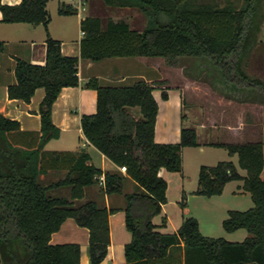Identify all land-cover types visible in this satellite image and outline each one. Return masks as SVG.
I'll list each match as a JSON object with an SVG mask.
<instances>
[{"label":"trees","instance_id":"obj_1","mask_svg":"<svg viewBox=\"0 0 264 264\" xmlns=\"http://www.w3.org/2000/svg\"><path fill=\"white\" fill-rule=\"evenodd\" d=\"M48 1L22 0L8 5L0 0L3 21L44 25L48 30ZM104 1L109 6L139 8L147 16V26L139 32L125 20L111 19L103 29L100 18L87 17L81 25L85 33L82 58L161 57L170 66H177L182 57L207 58L229 85L264 94V79L251 76L245 65L260 42L264 0ZM59 12L70 15L77 9L62 5ZM79 61L80 57L64 55L61 42L50 34L45 65L17 60V82L9 86V97L30 102L38 88H45L46 94L35 148L15 144L12 134L21 131V124L0 114V264H81L80 244L51 243L52 235L68 218L89 229L92 264H101L108 255L109 217L115 210L95 201L78 205L74 201L85 197L87 187L101 182L108 194H122L127 176L107 172L103 182V170L90 164L86 151H45L46 144L60 136L53 121L54 103L63 88L80 85ZM85 86L98 92L97 112L82 117L86 138L115 164L126 167L136 183L135 191L125 195L126 224L133 235L125 247V264H264L263 141L218 144L230 155H238L240 167L247 171L244 177L232 161L200 169L199 195H221L229 182L244 181L243 189L251 193L254 207L229 210L223 222L227 232L245 228L249 236L243 242L203 235L194 217H186L177 232L165 234L153 221L168 202V182L160 172L183 171V150L199 146L197 130L183 127L178 143L156 142L159 104L153 94L155 87L144 80L114 87L92 78ZM47 157L49 161L44 162ZM48 168H65L68 173L45 185L40 176ZM62 186L72 188L71 199L49 194Z\"/></svg>","mask_w":264,"mask_h":264},{"label":"crops","instance_id":"obj_2","mask_svg":"<svg viewBox=\"0 0 264 264\" xmlns=\"http://www.w3.org/2000/svg\"><path fill=\"white\" fill-rule=\"evenodd\" d=\"M22 0H3L4 4L18 5ZM62 5L73 6L77 13L62 15L59 9ZM79 3L70 0H49L47 8L51 14L48 30L44 25L29 23H5L0 10V114L7 118L17 120L21 124V131L12 134L15 144L35 148L39 142L42 129L40 114L41 103L45 97V88H38L30 102L9 97V86L17 82V60L22 59L37 65L47 62V38L61 42L62 53L66 56L80 57L78 75L80 85L65 87L53 105V121L60 129V136L52 139L45 146L48 152H73L86 151L91 158L90 164L103 170L101 181L105 180V173L122 172L127 179L122 194H108L104 184L99 183L89 186L85 190V197L76 200V205L87 201H95L101 207L115 210L110 217L111 244L106 259L101 264H125V247L133 239L132 233L126 224L127 200L125 195L135 191V181L121 170L111 159L104 155L85 136L82 128V117L97 112L98 92L88 88L85 84L92 78L99 79L103 86L127 87L138 81L144 80L155 87L154 97L159 104L155 140L158 143H178L181 140L183 127L194 128L198 133L199 146L186 147L183 150L182 172H168L162 169L160 175L168 182V202L163 205L162 213L154 218L158 231L170 234L175 233L182 226L186 218V151L190 148L204 150L207 147L227 149L218 144H236L247 142H264V94L250 90V96L240 98L247 105L253 104L252 118H247L246 109L235 114L236 124H220L216 119L206 124L202 108L189 104L187 95L191 94L192 80L185 73H180L179 67L170 66L161 57H109L101 60L82 58L81 43L85 33L81 28L82 22L87 17L101 19L103 29L108 27L111 19L125 20L132 30L143 32L147 26L146 14L137 7L109 6L104 0H83ZM195 57H182V60H192ZM181 69H185L186 63ZM170 81H173L170 83ZM178 81H180L178 83ZM165 94L167 95L165 97ZM250 100V101H249ZM249 101V102H248ZM244 106V105H242ZM248 110V109H247ZM252 112L251 109H249ZM246 129H251L253 139H247ZM247 133V134H246ZM228 155L235 159V155ZM237 155V154H236ZM49 157L44 162L49 161ZM232 160V162H234ZM235 164V162H234ZM236 165V164H235ZM240 174L244 177L247 175ZM67 169L48 168L40 176L45 185H51L64 179ZM242 183L244 184L243 180ZM242 185L239 188L242 189ZM197 190H193L195 193ZM53 197H66L71 199L72 188L62 186L49 191ZM183 203L185 206H183ZM170 206H173L172 209ZM171 210L174 213H171ZM164 225V226H162ZM53 244L76 243L81 245V264H92L90 256V231L79 226L74 218H68L61 229L51 238Z\"/></svg>","mask_w":264,"mask_h":264},{"label":"rangeland","instance_id":"obj_3","mask_svg":"<svg viewBox=\"0 0 264 264\" xmlns=\"http://www.w3.org/2000/svg\"><path fill=\"white\" fill-rule=\"evenodd\" d=\"M260 42L254 48L253 52L246 61V70L251 76L264 79V23L262 31L259 34ZM186 60H182L184 63ZM166 63V62H165ZM182 63L179 61L177 67L180 73H185L192 80L190 87L191 94L187 95L189 104L200 106L203 111L206 124L216 119L220 124H236L237 118L235 114L244 110L247 118H252L253 104L247 105L240 98L250 96L253 93L250 90L235 88L229 85L220 70L210 62L207 58H193L185 62L187 66L181 69ZM176 67V66H175ZM173 81H170L172 83ZM180 81H178L179 83ZM240 89V90H239ZM255 91V90H254ZM250 93V94H249ZM250 101V100H249ZM248 101V102H249ZM244 105V106H242ZM248 109V110H247ZM252 112H250V110ZM247 139H253L251 129H246ZM228 155L227 149H219L207 147L204 150L199 148H190L186 151V217H194L199 221L200 230L203 235L224 238L229 242H243L249 233L245 228L238 229L234 232H227L223 226V222L229 216V210L247 211L254 207V201L251 193L246 192L242 185V181L234 180L229 182L221 195L203 196L193 190L199 187L200 169L203 165L216 166L221 161H232ZM241 173L246 174V170L239 165V157L235 155L233 160ZM173 206H170L172 209ZM171 213L174 211L171 210Z\"/></svg>","mask_w":264,"mask_h":264},{"label":"built area","instance_id":"obj_4","mask_svg":"<svg viewBox=\"0 0 264 264\" xmlns=\"http://www.w3.org/2000/svg\"><path fill=\"white\" fill-rule=\"evenodd\" d=\"M72 3H79V6L78 8L80 9L83 5V0H70ZM84 33V32H83ZM121 170L126 172L127 171V168L126 167H121ZM104 182V181H103Z\"/></svg>","mask_w":264,"mask_h":264}]
</instances>
